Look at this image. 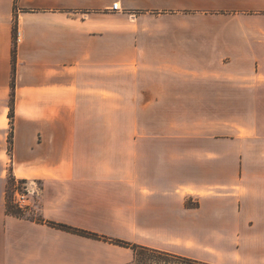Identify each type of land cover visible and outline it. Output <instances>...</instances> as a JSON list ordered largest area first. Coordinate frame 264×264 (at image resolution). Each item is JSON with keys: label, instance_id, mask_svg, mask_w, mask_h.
Wrapping results in <instances>:
<instances>
[{"label": "crops", "instance_id": "obj_1", "mask_svg": "<svg viewBox=\"0 0 264 264\" xmlns=\"http://www.w3.org/2000/svg\"><path fill=\"white\" fill-rule=\"evenodd\" d=\"M110 240L264 264V0H0V264L133 262Z\"/></svg>", "mask_w": 264, "mask_h": 264}, {"label": "trees", "instance_id": "obj_2", "mask_svg": "<svg viewBox=\"0 0 264 264\" xmlns=\"http://www.w3.org/2000/svg\"><path fill=\"white\" fill-rule=\"evenodd\" d=\"M15 55H16V52L14 50V55H13L14 62L16 60ZM6 209L9 215H13L18 218L28 219L25 217L24 213L21 210L17 209L14 205H11L8 199H7ZM38 220L39 222H44L43 219H38ZM48 225L64 230V231H67V232H70V233L85 236L88 238L108 241V239L105 236H101L99 234L76 229L68 225L57 224L54 222H48ZM110 242L117 244L119 246H122V247L131 248L135 253L136 261L141 262V264H207V263H203V262L191 259V258L178 256V255L171 254L169 252H165V251H161L157 249L143 247V246L125 242V241L110 240Z\"/></svg>", "mask_w": 264, "mask_h": 264}, {"label": "rangeland", "instance_id": "obj_3", "mask_svg": "<svg viewBox=\"0 0 264 264\" xmlns=\"http://www.w3.org/2000/svg\"><path fill=\"white\" fill-rule=\"evenodd\" d=\"M26 183L29 184L28 181H18L13 175L9 173V178L7 182V190H6V198L8 199L11 205L16 206V203H15L16 190H20V192H23V189L25 188ZM33 196L30 197L29 208L24 210L23 212L26 218L32 219V220L37 219V218L39 219V216H37L36 214V203H35L36 199ZM130 264H141V262L136 261V256H135L133 262H131Z\"/></svg>", "mask_w": 264, "mask_h": 264}, {"label": "built area", "instance_id": "obj_4", "mask_svg": "<svg viewBox=\"0 0 264 264\" xmlns=\"http://www.w3.org/2000/svg\"><path fill=\"white\" fill-rule=\"evenodd\" d=\"M111 10L114 12L121 11V5L120 2H115L113 6L111 7ZM25 183V182H24ZM29 184H25V188L23 189V192H20V190H16V208L24 212V210L28 209L30 206V197L35 194V191L32 189L33 184L28 182Z\"/></svg>", "mask_w": 264, "mask_h": 264}]
</instances>
